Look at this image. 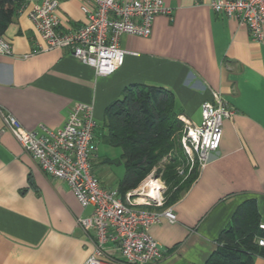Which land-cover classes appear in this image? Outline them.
Here are the masks:
<instances>
[{
	"label": "crops",
	"instance_id": "obj_1",
	"mask_svg": "<svg viewBox=\"0 0 264 264\" xmlns=\"http://www.w3.org/2000/svg\"><path fill=\"white\" fill-rule=\"evenodd\" d=\"M41 0H27L0 35L12 55H0V264H83L93 247V231L77 218L89 216L68 184L42 171L3 127L2 113L13 114L25 128L60 127L74 102L92 105L98 144L106 106L130 84L170 90L179 116L199 123L200 106L213 92L234 113L223 121L218 150L197 178L166 207L176 221L162 218L149 233L164 247L146 264H204L218 246L221 231L236 208L253 200L264 224V40L254 41L238 20L214 12L211 0H163L171 16L156 15L148 36L122 35L119 46L130 51L112 74L93 67L65 48L45 47L28 10ZM59 31H75L87 22L86 0H58ZM120 154V153H119ZM97 148L92 171L101 186L117 189L104 172ZM103 162L100 166L94 167ZM110 163V162H109ZM123 176V175H122ZM123 262L117 246L103 257ZM251 264H264L256 254Z\"/></svg>",
	"mask_w": 264,
	"mask_h": 264
},
{
	"label": "built area",
	"instance_id": "obj_2",
	"mask_svg": "<svg viewBox=\"0 0 264 264\" xmlns=\"http://www.w3.org/2000/svg\"><path fill=\"white\" fill-rule=\"evenodd\" d=\"M86 1L92 9L81 7L87 22L75 31L58 30V0L33 4L27 17L45 42V47L37 46L39 51L65 48L102 76L116 71L125 54L130 53L119 46L120 36H148L156 15L171 16V9L163 0ZM209 6L246 26L252 40H264V0H211ZM22 9L23 6L18 12ZM0 55H12L10 43L1 35ZM92 112L91 104L74 102L64 123L54 129L41 123L25 128L13 114L3 112L1 132L9 131L43 172L65 181L81 206L92 207L89 216L77 218V223L85 231L92 230L94 236L92 251L83 264H109L103 258L108 244L117 246L126 264L149 263L161 255L160 245L149 233L150 227L162 218L173 223L176 215L170 208L158 209L162 206L164 186L159 175L154 174L155 168L124 196L117 189L101 186L92 171L97 148ZM233 113L219 93L213 92L211 101L201 103L199 123L179 116L183 122L180 145L197 170L218 150L223 121ZM259 226L264 229V224ZM257 242L264 246V238Z\"/></svg>",
	"mask_w": 264,
	"mask_h": 264
},
{
	"label": "trees",
	"instance_id": "obj_3",
	"mask_svg": "<svg viewBox=\"0 0 264 264\" xmlns=\"http://www.w3.org/2000/svg\"><path fill=\"white\" fill-rule=\"evenodd\" d=\"M26 1L0 0V32ZM178 115L172 92L152 84L125 86L106 106L101 138L106 145L120 148L118 157L105 159L108 163L123 164L124 173L117 186L121 196L136 188L171 150H179L183 122ZM169 160L162 172L165 185L172 190L166 205L179 198L199 172L193 168L180 183L175 172L178 159L169 156ZM259 225L255 202H243L233 213L231 223L221 231L218 246L204 264H251L254 255H264V246L257 242L264 238V229Z\"/></svg>",
	"mask_w": 264,
	"mask_h": 264
},
{
	"label": "rangeland",
	"instance_id": "obj_4",
	"mask_svg": "<svg viewBox=\"0 0 264 264\" xmlns=\"http://www.w3.org/2000/svg\"><path fill=\"white\" fill-rule=\"evenodd\" d=\"M183 133V127L181 130L180 135L182 136ZM180 136V139H181ZM97 153L99 155V157L97 159L102 160V158H105L106 156L109 158H116L119 156L120 153V148L119 147H112L109 145H106L103 141L102 138L100 136H98V144H97ZM170 156H173L175 158H177L178 163L176 164L177 166L175 167V172L178 176H180L181 181L180 183L184 182L188 175L190 174V172L193 170V168H195V164H192L189 157L184 153L181 145L179 147V150L173 149L169 152ZM169 157L167 159H164L163 161L160 162V164L155 167L154 169V174L155 175H159L162 185L164 186V190L162 192V206L161 207H166L168 205H166V203L168 202V197L171 194V189L168 190V186L165 185L164 183V176L162 174L164 167L169 164ZM98 161H96L95 164V168L97 166H100L101 164H104L103 162L97 163ZM104 172L106 174L107 177H109L111 180L113 181H118L123 173H124V167L123 164L121 163H106L104 164ZM166 168V167H165ZM160 170V171H158ZM181 187V186H179Z\"/></svg>",
	"mask_w": 264,
	"mask_h": 264
},
{
	"label": "water",
	"instance_id": "obj_5",
	"mask_svg": "<svg viewBox=\"0 0 264 264\" xmlns=\"http://www.w3.org/2000/svg\"><path fill=\"white\" fill-rule=\"evenodd\" d=\"M160 249H161V250H164V247H163V246H160Z\"/></svg>",
	"mask_w": 264,
	"mask_h": 264
},
{
	"label": "bare ground",
	"instance_id": "obj_6",
	"mask_svg": "<svg viewBox=\"0 0 264 264\" xmlns=\"http://www.w3.org/2000/svg\"><path fill=\"white\" fill-rule=\"evenodd\" d=\"M157 184H158V182H157ZM156 186V185H155Z\"/></svg>",
	"mask_w": 264,
	"mask_h": 264
}]
</instances>
